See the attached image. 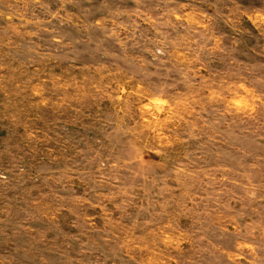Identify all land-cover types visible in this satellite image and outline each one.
Masks as SVG:
<instances>
[{
	"label": "rangeland",
	"instance_id": "374dc122",
	"mask_svg": "<svg viewBox=\"0 0 264 264\" xmlns=\"http://www.w3.org/2000/svg\"><path fill=\"white\" fill-rule=\"evenodd\" d=\"M0 264H264V0H0Z\"/></svg>",
	"mask_w": 264,
	"mask_h": 264
}]
</instances>
